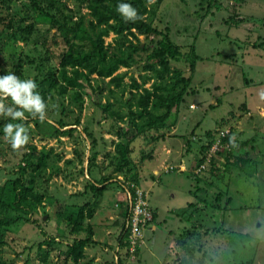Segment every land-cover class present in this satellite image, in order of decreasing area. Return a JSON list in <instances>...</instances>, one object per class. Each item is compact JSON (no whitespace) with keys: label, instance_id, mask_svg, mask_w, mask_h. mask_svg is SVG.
<instances>
[{"label":"rangeland","instance_id":"rangeland-1","mask_svg":"<svg viewBox=\"0 0 264 264\" xmlns=\"http://www.w3.org/2000/svg\"><path fill=\"white\" fill-rule=\"evenodd\" d=\"M89 3L0 0V75L10 71L21 79H34L51 120L40 121L26 113L30 140L18 150L0 131V221L5 222L0 226V264H74L65 251L74 238L86 235L71 232L80 225L85 231L91 226L98 242L86 247L77 264L95 260L118 264L115 259L121 256L125 261L116 243L124 220L121 184L145 190L150 207L158 213L155 231H143L140 257L129 259V264H160L164 251L172 257L181 251L180 259L192 256L191 262L182 264H264V0L146 4L154 12L146 20L167 33L182 53L178 61H170L161 83L175 92L185 86L164 127L152 129L135 118V106L144 88L151 89L156 82L143 65L162 37L119 36L112 23L94 21ZM123 40V51L129 40L140 46L128 67L119 66L111 77L78 68L84 74L77 88L63 81L64 55L90 53L101 41L108 59L122 58L128 51H118ZM191 46L201 58L192 69L184 57L191 55ZM73 70L68 66L66 74L71 77ZM116 77L121 78L118 87ZM246 108L253 113L251 121L241 120ZM151 111L164 112L153 107ZM6 122L8 118L0 117V129ZM223 128L234 131L237 141L248 138L244 149L234 151L236 158L248 162H235L243 168L238 170L209 149L201 165L212 168L213 156L214 170L203 172L201 165L196 168L203 157L201 145L211 142L207 134L216 136ZM127 130L136 137L131 142L121 137L120 132ZM158 134L163 137L156 138ZM251 137L256 138L251 141ZM27 164L20 176V168ZM93 184L108 187L98 194L91 191ZM15 185L17 191H29L17 202L20 210L12 205ZM193 193L209 205L197 201ZM218 195L222 207L217 210L211 203ZM191 202L210 217L205 227L198 228V238L193 230L198 224L192 232L178 231L189 228L190 222L179 226L186 216L179 219L177 209ZM82 206L84 213L91 209L93 215L77 223ZM172 235H178L179 243L171 242ZM186 239L190 251L187 248L183 254ZM115 251L119 255L114 258Z\"/></svg>","mask_w":264,"mask_h":264},{"label":"trees","instance_id":"trees-1","mask_svg":"<svg viewBox=\"0 0 264 264\" xmlns=\"http://www.w3.org/2000/svg\"><path fill=\"white\" fill-rule=\"evenodd\" d=\"M89 1L90 3L88 5V10H89L90 16L94 19V21L99 25H104V24L107 25V24L112 23L110 27L119 36H121L122 34H125V35L132 37L135 40H137V37L139 35L162 37L163 42L160 43L159 47L154 48L152 52L146 56L145 63L143 65L144 66L143 71L151 73L149 78L151 77L155 78L156 82L152 83L151 89L144 88L135 106L137 108V111L135 112L136 114L135 118L141 121H145V127L147 129L160 128L161 126H163L164 120L169 116L173 107H175V103L181 100L182 93L184 92V88H185L184 86L179 92H175L174 88H169L168 86L166 85L164 86L163 83H161L168 76L167 74L170 71V61L176 62L180 58V55L182 54L180 52L181 50L180 46L173 43L167 33H164L161 30L157 29L154 25L151 24L149 20H146L148 13L151 11L150 8L146 4H151L153 0H126V2L132 4V6L137 9L138 15L140 16V18L134 22L132 21L125 22L120 16V14L116 11V5L119 2V0H89ZM161 1L163 0H154V3L158 5L160 4ZM152 14L154 15V12H152ZM98 39H100V37ZM130 41L131 40H129V46L126 48L128 51L123 53L124 57L122 58L116 57L114 59H108V55H106V52L103 50L101 46V41H99L98 44L94 45V48L92 52L90 53H84V54L79 53L78 54V53H73L72 51H70L68 54L64 55L62 59L60 60L61 77L63 81H65L68 86L77 88L79 86V78L82 77L84 74L83 72H79L78 68L85 69L90 74L97 73L99 74V76H102V77H111L114 74V72L118 69L119 66L128 67L130 65V61L133 58V55L137 52L138 49H140V46L138 45V43L135 44L134 42L132 43ZM124 43H125V40L121 42L120 44L121 46L118 51L120 52L126 51V49L124 51L121 50V47L122 45H124ZM40 45L44 46L45 43H41ZM190 51H191V55L188 56V54L184 53V57L186 58V61L187 60L189 61L190 67L192 69L194 67L193 63L200 61L201 58L196 55L193 46L190 47ZM68 66H71L74 69L72 71L71 77L66 74L67 72L66 70ZM175 73L178 74L179 70H175ZM113 81L115 82L116 87L120 86L121 84L120 77L114 78ZM164 91L166 93L165 95H163ZM152 107L153 109H157V111L163 110L164 112L162 114L152 113L151 111ZM246 110L247 108L244 110V112H246ZM224 130L226 129L223 128V131ZM122 132H120L121 137L125 138L128 142H131L136 138L134 134L129 132V130L124 131L123 133ZM214 135L213 133L207 134V138L208 139L214 138ZM218 135L219 133L216 136ZM238 135H241V133H239ZM162 137L163 135H160V134L156 136V138H162ZM257 137L258 139L260 138L258 135ZM255 138L256 137H251L250 139L252 141ZM219 139H220V145H222L223 148L222 150L219 149L215 153V156L219 155L220 158H224L225 159L224 163L228 164L229 166L235 165V167L233 168H237L238 170L243 169L239 167L237 163L235 164V162L240 161L243 164V162L244 161L246 162L247 160L246 159L243 160L242 158H236L234 155V151L236 150V147H241L244 149L247 146L246 140L248 138L242 139L240 137L239 140L241 141H237L235 137V132L229 128L227 130V133L223 134V136L219 135ZM210 146H211V142H209L206 145H201L200 152L202 153L203 157L197 161L196 168H198V166L201 165L205 161L204 153L208 151ZM213 158L214 157H211V160H210V164L212 168L209 169L208 167H206L203 169V172L205 170L211 171V172L214 170V159ZM28 166L29 164L20 168V171H19L20 176L24 174V171L26 170ZM125 166H128V162H126V159H125ZM120 170H117V171H120ZM135 176H136L135 180H138V175H135ZM152 178H154L153 175H152ZM136 184L137 183H135V186ZM208 185H209V182H208ZM107 187L108 186L98 187V186H95L94 184L90 186L91 191H93L94 193H98V194L103 193V191H105ZM16 188L17 186L15 185V187L13 188V191L15 194L12 196V205L15 209L20 210L22 209V207H20L17 202L19 201V198H21V200H24L25 199L24 196L28 194L29 191L25 190V192L24 191L20 192V191H17ZM120 191L125 201H127L128 199V193L129 195L132 196V200H135L137 198V191H141L143 194V198L145 199L147 203L148 209H150L153 213V221L151 225L155 222V220L158 219L157 210L150 207L151 206L150 197H148V193L145 190H143L142 188L139 189L138 187H134V186H129L126 188L124 184H121ZM206 193L207 192H205V194ZM193 194L197 196L196 197L197 201L199 200V202H201L203 205H209V203L207 204L206 200L199 197L197 193H193ZM206 196L207 195H204L202 197H206ZM221 202L222 201H221L220 195H218L217 197L214 196L213 202L211 203L212 208H216L217 210L218 208L221 209L222 207ZM207 207L208 206L203 207V209ZM183 208L184 209L182 208L177 209L178 210L177 215L179 216V219H181V216H182V219H183V216H186V217L185 219H183L184 221H181V222L178 221V224L180 226L181 224H183V222H185L187 226V224H189L188 222H190L189 224L190 227L189 228L184 227L183 230L180 231L178 230L180 228L178 226L177 230L180 233L181 232L183 233L184 230H187V231L191 230L192 232L193 225L198 224L199 226L195 227L193 230H196L194 231L196 234L195 238L200 237L201 234L198 233L197 230L200 227H205V223L207 222L206 219L210 218L209 216H207L208 211L204 210L206 215L205 216L202 215L201 209L197 207L195 202L187 203L186 207H183ZM78 212L79 213L77 214V218L75 219V222L77 223L83 222V220L86 219V217L87 219H90L92 218V215H93L92 214L93 211L91 209L88 210L87 213H84L83 206L80 207ZM124 215H126L125 209H123V217ZM4 223L5 222L0 221V226L3 225ZM86 229H87L86 231L82 230V226L80 225L79 228L77 229L75 228L71 230V232L76 234L77 236L80 235V232L86 233L85 235L86 237L84 236V237L74 238L73 243L67 245V249L65 253L68 257H70L73 260L74 264H77L79 260L85 257V249L87 246L95 245L98 242L93 237L94 231L92 230V227L88 226L86 227ZM147 230L145 229L144 231H147ZM129 234H130L129 231L128 230L126 231L123 228V226H121V229L117 235L116 243H117L118 248L120 250H123L124 255H126L124 256L126 260L124 261L123 256H121L117 261L118 264H129V259H131L132 257H134L135 259L137 258L139 259L140 257V254H141V252L139 251L141 248L140 246L136 247L132 254H129L130 252H128V248L130 245ZM170 236H171V233H170ZM173 236L174 235H172V237ZM177 236L178 235L172 238L171 240L172 243L173 242L179 243L177 241ZM184 243H183V246L181 247L183 254H185V251L187 250V248L189 249L187 244L191 242H189V240L186 239ZM0 244H3V241L1 239H0ZM180 253L181 251L179 252L175 251L172 257L169 254V251H164L160 259L162 260L163 264H172L173 261L175 264H182L183 261L185 263H187V261L191 262L192 260L191 255H189V257L191 258H188L187 256H185L184 258L180 259L181 257ZM115 254H117V251L115 252ZM177 254H180V255L177 256ZM175 260L178 263L175 262ZM84 262L89 263V261H83L82 264H85ZM108 264H112V261L111 263L108 262Z\"/></svg>","mask_w":264,"mask_h":264},{"label":"clouds","instance_id":"clouds-1","mask_svg":"<svg viewBox=\"0 0 264 264\" xmlns=\"http://www.w3.org/2000/svg\"><path fill=\"white\" fill-rule=\"evenodd\" d=\"M116 11L125 22H134L140 18L137 9L126 0H119ZM37 87L34 79H21L14 72L7 71L0 75V117L8 118L0 131L13 150L21 149L29 143L30 136L24 123L28 120L26 113L40 121L48 120L51 123L48 106L36 90Z\"/></svg>","mask_w":264,"mask_h":264},{"label":"built area","instance_id":"built-area-1","mask_svg":"<svg viewBox=\"0 0 264 264\" xmlns=\"http://www.w3.org/2000/svg\"><path fill=\"white\" fill-rule=\"evenodd\" d=\"M227 130L228 128L224 131H219V135L223 136V134L227 133ZM219 135L216 136V138L214 137L211 139V146L209 147V149L213 154H215L219 149L222 150L223 148L222 145H220ZM201 166V168L204 169L203 165ZM201 170H199L198 172H200ZM124 209L126 211V215H124L122 226L126 231L128 230L130 233V245L128 248V252H130L129 254H132L136 247L141 246L140 238L142 237L143 231L145 229H151L153 213L150 209H148L147 203L143 198V194L141 191H137V198L135 200H132V196L128 193V199L127 201H125ZM118 251L117 254L114 255V258L116 255H119ZM118 259L119 258L115 259L116 263Z\"/></svg>","mask_w":264,"mask_h":264},{"label":"crops","instance_id":"crops-1","mask_svg":"<svg viewBox=\"0 0 264 264\" xmlns=\"http://www.w3.org/2000/svg\"><path fill=\"white\" fill-rule=\"evenodd\" d=\"M197 55V54H196ZM198 56V55H197ZM199 57V56H198ZM252 111L250 110V108H247V110H246V112H244L243 113V115H242V117H241V120H243V119H245V118H248L250 121H251V117H252ZM245 115V116H244ZM226 129V128H225ZM223 130V129H222ZM217 135V134H216ZM214 137H216L215 135H214ZM206 138H207V136H206ZM158 158L161 160L162 159V157L160 156L159 157V155H158ZM121 192V191H120ZM121 195H122V193H121ZM123 196V195H122ZM115 207H118V204L117 203H115ZM157 220H155V222H156ZM155 222L151 225V232L152 231H155V229H156V224H155ZM158 223V222H157ZM149 231V230H148ZM148 235H152V234H149V233H147ZM153 236V235H152ZM115 250V249H114ZM151 254H153V253H151ZM154 255V254H153ZM160 261V264H163L162 262H161V259L159 260ZM108 262H110V261H108ZM107 262V263H108ZM105 263V262H104ZM103 263V264H104ZM93 264H97V262H96V260L95 261H93Z\"/></svg>","mask_w":264,"mask_h":264}]
</instances>
